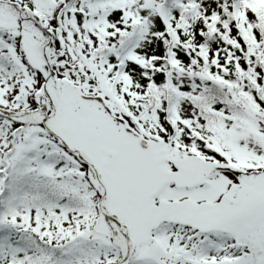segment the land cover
Segmentation results:
<instances>
[{"label": "snow or ice", "instance_id": "6c2138e0", "mask_svg": "<svg viewBox=\"0 0 264 264\" xmlns=\"http://www.w3.org/2000/svg\"><path fill=\"white\" fill-rule=\"evenodd\" d=\"M0 264H264V0H0Z\"/></svg>", "mask_w": 264, "mask_h": 264}]
</instances>
